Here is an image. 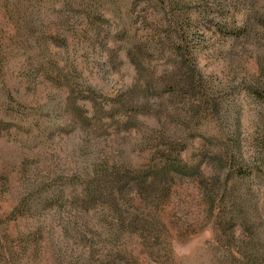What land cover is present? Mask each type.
Returning <instances> with one entry per match:
<instances>
[{"label": "rangeland", "instance_id": "1", "mask_svg": "<svg viewBox=\"0 0 264 264\" xmlns=\"http://www.w3.org/2000/svg\"><path fill=\"white\" fill-rule=\"evenodd\" d=\"M116 2L118 14L134 15V30L143 37L186 32L181 45L192 48L204 85L198 116L180 102L183 118L171 123L178 126L162 130L147 119L134 132H80L67 93L48 81L40 65L50 59L67 66L68 77L99 103L130 89L136 69L121 24L113 23L116 32L106 44L85 15L88 5L114 8ZM164 3L169 15L160 17L156 0H92L72 12L65 0H0V264H231L237 256L264 258L259 182L231 178L225 202L212 210L206 190L189 179L177 180L171 198L158 208L129 203L127 191L123 217L149 222L145 232L124 235L112 212L74 203L93 181H112L113 168L143 169L168 155L166 143L176 131L178 148L187 145L185 160L204 157L211 163L209 181L220 173L221 158L201 155L220 144L264 160V100L253 93H264V27L256 20L264 19V0ZM225 24L244 26L242 36L220 30ZM223 215L237 222L222 226Z\"/></svg>", "mask_w": 264, "mask_h": 264}, {"label": "trees", "instance_id": "2", "mask_svg": "<svg viewBox=\"0 0 264 264\" xmlns=\"http://www.w3.org/2000/svg\"><path fill=\"white\" fill-rule=\"evenodd\" d=\"M88 1L92 2V0H65V8L72 12L74 11L73 6L80 4L84 6ZM167 1H170L173 6L175 0H156V3L162 4V7L155 8L156 16L169 15L167 12L169 7H166L164 3ZM239 1L225 0L224 5L227 3L228 6H232ZM117 5V2L114 8L112 3L103 5L99 3L95 7L88 5L85 15L91 28L102 38V41H106V44L110 43L113 33L116 32L113 23L118 21L121 24L118 28L127 36L125 41L128 44L127 58L136 69V78L130 89L116 99L99 103L93 94H84V91L80 89V83L68 77L67 66L61 69L55 61L50 59L40 65L48 81L61 86V90L67 93V105L74 108L73 112L71 110L70 112L73 113V120L77 122L80 132H83L85 136L86 134L89 136V133L112 135L134 132L140 130L145 124L143 120L147 119L153 121L154 126L164 130L166 125H175L171 123L179 122L183 118L184 113L179 105L180 102L184 103L183 107L189 108L198 116L199 107L205 98L203 96L204 85L192 48L189 45L187 47L181 45L186 32L181 31L180 34L173 36L169 32L168 35H159L156 38L143 37L134 30L131 22L134 15L129 17L123 13L118 14ZM107 6L112 9L106 8ZM18 8L16 7L17 11L21 13V6ZM178 8L179 6L173 7V10ZM185 15L191 18V13L188 12ZM256 20L261 27H264V19ZM243 28L244 26L232 27L225 24L220 30L225 31L231 37L239 38L243 34L241 32ZM153 57L156 65H153ZM162 60L166 63L160 67L158 63ZM253 93L258 94L264 100V93L258 92L257 89ZM80 102L85 105H81ZM5 113L9 114V111ZM178 133L173 132L166 143L168 155L164 154L153 159L149 166L143 169L113 168L110 173L112 181L103 179H99L98 182L93 181L94 183L88 186L87 191L82 192V197L76 199L74 203L81 204L82 208L88 211L102 208V211L112 212L120 228L118 233L124 235L133 231L145 232L144 222H149L141 217L138 220L137 215H134V220L123 217V206L126 204L124 196L127 191L130 192L129 203L134 205L138 201L140 204L158 208L171 198L177 180L189 179L206 190L208 204L212 210L225 202L226 187L231 178L238 183L259 182L264 185L263 158L246 157L242 154L240 146L235 147L236 154H233L224 144L215 147L216 150H207L201 155L202 157L208 156L211 152L214 156L221 158L220 173L216 179L209 181L206 168L211 163H207L204 157L194 162L185 160L183 153L187 150V145L183 144L178 148L177 140L181 138ZM203 138L208 140L207 142L211 141L209 137ZM215 141L217 137L213 144ZM211 182H213L212 185L209 184ZM245 190L244 196L248 193V189ZM220 220L223 222L222 226H225V223L237 222L234 217L227 215L221 216ZM115 225L112 224V227L114 228ZM112 242L116 244V239L113 238ZM92 251H94L93 248ZM232 263L264 264V258L237 256L234 260L232 258Z\"/></svg>", "mask_w": 264, "mask_h": 264}]
</instances>
